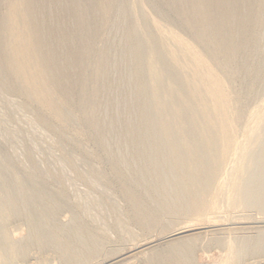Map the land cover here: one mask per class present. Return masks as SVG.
Returning a JSON list of instances; mask_svg holds the SVG:
<instances>
[{"label": "bare ground", "instance_id": "bare-ground-1", "mask_svg": "<svg viewBox=\"0 0 264 264\" xmlns=\"http://www.w3.org/2000/svg\"><path fill=\"white\" fill-rule=\"evenodd\" d=\"M215 247L264 264V0H0V264Z\"/></svg>", "mask_w": 264, "mask_h": 264}, {"label": "rangeland", "instance_id": "rangeland-1", "mask_svg": "<svg viewBox=\"0 0 264 264\" xmlns=\"http://www.w3.org/2000/svg\"><path fill=\"white\" fill-rule=\"evenodd\" d=\"M34 257H36V256H31L29 259V262L33 261ZM196 259H197V262L199 264H212L214 262L221 261L222 255L220 253V250L215 247V248H212L208 254H206L204 251H198ZM31 263H33V262H31ZM52 264H54V263H52Z\"/></svg>", "mask_w": 264, "mask_h": 264}]
</instances>
